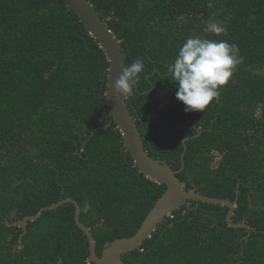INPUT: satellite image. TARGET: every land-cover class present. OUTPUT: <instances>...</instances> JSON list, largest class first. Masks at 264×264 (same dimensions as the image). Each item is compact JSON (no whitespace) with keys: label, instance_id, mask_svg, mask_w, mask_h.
<instances>
[{"label":"trees","instance_id":"trees-1","mask_svg":"<svg viewBox=\"0 0 264 264\" xmlns=\"http://www.w3.org/2000/svg\"><path fill=\"white\" fill-rule=\"evenodd\" d=\"M120 40L130 65L144 70L126 96L154 158L165 160L187 190L234 200H189L161 222L127 264H264V0H89ZM216 17L219 34L202 28ZM189 36L225 40L242 62L204 111L185 112L167 67ZM109 60L63 0H0V264H97L67 197L97 243L134 235L166 184L148 178L108 128ZM87 205V210H85ZM249 234V235H248ZM248 235V236H247Z\"/></svg>","mask_w":264,"mask_h":264},{"label":"water","instance_id":"water-1","mask_svg":"<svg viewBox=\"0 0 264 264\" xmlns=\"http://www.w3.org/2000/svg\"><path fill=\"white\" fill-rule=\"evenodd\" d=\"M63 1L75 10L85 28L97 39L100 46L105 50L110 63L106 90L107 110L110 115V120L108 124L95 128L91 135L99 128H108L111 123L115 121L117 127L122 132L126 150L131 153L140 171L151 180L160 184H166L167 188L165 193L157 200L150 210L138 231L132 236L118 238L112 243H107L101 256L97 253V243L91 229L80 219L81 206L79 202L72 197H67L49 206H44L34 215H27L23 219L14 222L6 221L8 225H19L23 228V233L20 235V245H22L23 236L27 232L28 221H34L42 216L43 211L56 209L67 202H73L75 204V220L88 238L90 261L97 264H127L123 259V254L139 248L147 238L153 235L154 231L161 222L166 220L167 216L179 209L182 205L189 204V200H198L227 206L229 210L226 220L229 226L248 228L250 234L252 229L250 225L245 222L235 223L232 220L238 203L239 190H237V196L234 200L212 197L196 192L195 190H187L184 182L178 177V173L185 167L184 156L187 150L186 141L188 138H185L183 141L185 146L184 152L182 153L183 163L178 170H174L165 160L154 158L148 154L141 132L128 107L126 101L127 95L122 96V94H120L118 96L113 87L116 78L122 73L123 68L127 66L120 40H118L116 35L106 24L105 19L101 16V12L96 10L89 0Z\"/></svg>","mask_w":264,"mask_h":264},{"label":"clouds","instance_id":"clouds-1","mask_svg":"<svg viewBox=\"0 0 264 264\" xmlns=\"http://www.w3.org/2000/svg\"><path fill=\"white\" fill-rule=\"evenodd\" d=\"M210 30L216 34L223 31L217 24H212ZM241 62L236 44L189 36L166 71L169 81L177 88V100L185 105L184 111H204L213 100L219 102V89L229 82ZM144 67L143 60L139 58L124 67L114 82L115 93L131 96ZM87 207L85 205V210Z\"/></svg>","mask_w":264,"mask_h":264},{"label":"rangeland","instance_id":"rangeland-1","mask_svg":"<svg viewBox=\"0 0 264 264\" xmlns=\"http://www.w3.org/2000/svg\"><path fill=\"white\" fill-rule=\"evenodd\" d=\"M212 24H217V25L220 26L221 28L224 27V26H223V22H222L220 19H218V18H216V17L214 16V17H212L211 19L205 21V22L203 23V25H202V28H203L204 30H206V31H211V30H210V26H211Z\"/></svg>","mask_w":264,"mask_h":264}]
</instances>
